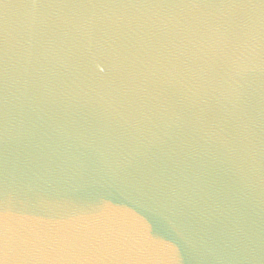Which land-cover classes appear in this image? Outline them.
Segmentation results:
<instances>
[{"label":"water","instance_id":"1","mask_svg":"<svg viewBox=\"0 0 264 264\" xmlns=\"http://www.w3.org/2000/svg\"><path fill=\"white\" fill-rule=\"evenodd\" d=\"M0 264H264V0H0Z\"/></svg>","mask_w":264,"mask_h":264},{"label":"snow or ice","instance_id":"2","mask_svg":"<svg viewBox=\"0 0 264 264\" xmlns=\"http://www.w3.org/2000/svg\"><path fill=\"white\" fill-rule=\"evenodd\" d=\"M0 195H3L5 198L7 197V195H6V194H0Z\"/></svg>","mask_w":264,"mask_h":264}]
</instances>
